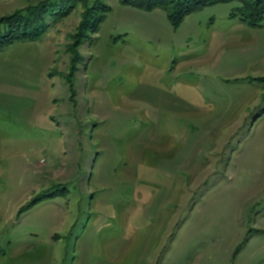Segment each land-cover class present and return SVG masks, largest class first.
Wrapping results in <instances>:
<instances>
[{
	"label": "rangeland",
	"instance_id": "374dc122",
	"mask_svg": "<svg viewBox=\"0 0 264 264\" xmlns=\"http://www.w3.org/2000/svg\"><path fill=\"white\" fill-rule=\"evenodd\" d=\"M91 1L0 50V264H264V19Z\"/></svg>",
	"mask_w": 264,
	"mask_h": 264
},
{
	"label": "trees",
	"instance_id": "16d2710c",
	"mask_svg": "<svg viewBox=\"0 0 264 264\" xmlns=\"http://www.w3.org/2000/svg\"><path fill=\"white\" fill-rule=\"evenodd\" d=\"M47 1V2H46ZM60 0H43L34 6H27L25 8L19 9L14 13L0 17L1 22L6 26L5 30H0V50L6 45L12 44L17 40H24L30 37H36L44 31V26L47 25L48 17L53 20L56 17V10H45L47 3L55 2L60 4ZM86 5L88 1L82 0ZM134 1V0H133ZM137 5L142 6L145 9H153L157 6L166 11L168 19L174 26L181 23L184 16L193 10H196L202 6L210 3H215L217 1L224 0H135ZM236 2V7L234 13L239 14L242 20L249 22L250 24H258L264 19V0H230ZM125 3H132V0H123ZM92 3V1H91ZM99 2H94L92 5L94 7L98 6ZM135 4V3H134ZM93 7V8H94ZM97 9V8H96ZM88 10V9H87ZM88 12V11H87ZM93 12V11H91ZM38 13V22H35L34 14ZM92 13L84 15L82 17L79 28L89 29L88 21ZM47 17V19H46ZM38 24V25H37ZM2 25V26H3ZM1 27V26H0ZM36 27V30L34 28ZM43 28V30H42ZM35 30V31H34ZM41 31V32H40Z\"/></svg>",
	"mask_w": 264,
	"mask_h": 264
}]
</instances>
